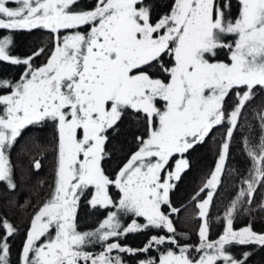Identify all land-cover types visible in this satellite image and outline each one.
<instances>
[{
  "label": "snow or ice",
  "instance_id": "6c2138e0",
  "mask_svg": "<svg viewBox=\"0 0 264 264\" xmlns=\"http://www.w3.org/2000/svg\"><path fill=\"white\" fill-rule=\"evenodd\" d=\"M164 6L168 11L154 20L149 0L84 6L80 0H0V31L8 33L0 36V62L23 66L18 80L0 79V183L8 191L17 188L8 153L23 129L51 122L57 134L53 190L30 220L20 264H124L121 254L153 250L159 255L138 264H247L251 252L237 258L229 249L264 247V232L250 224L233 227L236 213L244 205L251 211L264 187V109L256 114L259 143L244 137L252 169L218 217L223 232L209 239V209L231 140L243 127L254 90L264 89V0H235V11L233 0H170ZM19 30H47L51 47L13 55L12 33ZM41 56L44 62L36 65ZM128 116L144 131L134 136L136 150L109 175L103 167L112 155L107 146ZM218 126L226 128L218 160L192 198L199 243L181 244L187 234L177 232L173 218L181 209L170 192L189 167L185 154ZM32 168L39 171L41 160ZM88 196L92 208L109 211L95 230L80 232L77 209ZM259 207L264 210V201ZM122 216L130 222L122 223ZM0 229V264H11L9 237L17 229L7 219ZM149 230L164 234L150 236L141 248L119 242ZM96 244L100 252L88 250Z\"/></svg>",
  "mask_w": 264,
  "mask_h": 264
},
{
  "label": "trees",
  "instance_id": "16d2710c",
  "mask_svg": "<svg viewBox=\"0 0 264 264\" xmlns=\"http://www.w3.org/2000/svg\"><path fill=\"white\" fill-rule=\"evenodd\" d=\"M80 2L81 6H84L90 4L92 0H80ZM149 2L155 6L152 13L155 20L168 11V8L164 5L169 3L170 0H149ZM233 11H235V0H233ZM0 34L6 35L8 33L0 31ZM12 38L14 43L11 46V52L19 57L30 55L35 49L41 47L50 48L52 43L47 30H32L31 32L19 30L12 33ZM44 59V56L39 57L35 64H42ZM15 67L23 69L22 65H16ZM254 93L255 98L249 102L244 111L241 121L243 127L235 132L231 140L229 155L221 176V184L216 190L209 209L210 240L217 239L223 232L225 221L218 219V217L222 218L224 216L226 207L241 186V180L248 177L249 171L252 169V161L244 150V137L247 136L253 144L259 143L261 135L260 120L256 118V114L264 109V89L257 86ZM233 100L234 97L230 98L229 103H232ZM143 131L142 122L136 120L135 117L128 116L124 119V122L120 125L119 135L111 139L107 146L108 151L112 153L111 157L103 162L107 174L113 175L125 161V158L136 150L134 136L142 134ZM225 131L226 128L223 126L214 128L203 143L197 144L185 154L189 161V167L181 174L180 181L176 183V187L170 192L173 206L181 209V212L173 218L177 232L187 234V239L180 238L181 244L197 245L199 243L197 233L201 221L197 219V209L192 198L204 185L215 168ZM21 134L8 153L14 166L17 188L14 191H8L5 184L0 183V220L7 219L17 229L16 233L9 237L10 261L13 264L20 263V254L32 216L53 190L57 157V134L51 122L43 125H30ZM34 159L41 160L42 168L39 171L32 168ZM112 195L114 199L118 198L115 189L112 190ZM203 196L202 193L201 198ZM88 199H90V196L87 198L82 197L77 209L76 224L77 230L80 232L95 230L99 223L106 218L109 211L100 207L92 208L87 203ZM262 201H264V187L257 189L251 211L246 210L249 207L248 205H244L236 213L233 227L240 229L250 224L254 231L264 232V210L259 207ZM121 220L124 224H127L131 218L122 216ZM3 234L4 230L0 229V236ZM157 234L163 235L164 231L158 233L157 230H149L132 233L120 239L119 242L132 248H141L150 236ZM88 250L98 253L102 248L99 244H96L90 245ZM229 250L237 258H240L245 251L251 252L247 264H264V247L233 245ZM113 254L115 255V253ZM121 255L124 264H138L139 260L146 259L148 256H158L159 253L153 250L147 254L135 256Z\"/></svg>",
  "mask_w": 264,
  "mask_h": 264
},
{
  "label": "rangeland",
  "instance_id": "374dc122",
  "mask_svg": "<svg viewBox=\"0 0 264 264\" xmlns=\"http://www.w3.org/2000/svg\"><path fill=\"white\" fill-rule=\"evenodd\" d=\"M0 36H2V35L0 34ZM220 58L223 59V55H221ZM2 64H4V65H2ZM17 72H18V70L16 71L15 69L10 68L9 63L0 62V79H10V77H14L17 74V80H18L22 72L21 73H17ZM0 94H3L2 91H0ZM174 164H175V160L171 161L170 167H174ZM122 223H123V221H122ZM11 264H13V262Z\"/></svg>",
  "mask_w": 264,
  "mask_h": 264
},
{
  "label": "flooded vegetation",
  "instance_id": "af4514ba",
  "mask_svg": "<svg viewBox=\"0 0 264 264\" xmlns=\"http://www.w3.org/2000/svg\"><path fill=\"white\" fill-rule=\"evenodd\" d=\"M9 66H10L11 69H15L16 71L18 70L17 73H21V72H23V69L16 68L15 65H11V64L9 63ZM10 79L13 80V81L17 80V74H16L14 77H10ZM28 127H29V126H28ZM28 127H26L25 129H23L22 132L25 131ZM22 132H21V133H22ZM21 135H22V134H21ZM18 138H19V137H18Z\"/></svg>",
  "mask_w": 264,
  "mask_h": 264
}]
</instances>
